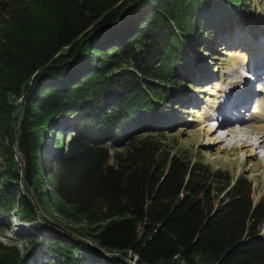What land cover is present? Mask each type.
<instances>
[{"label":"trees","instance_id":"trees-1","mask_svg":"<svg viewBox=\"0 0 264 264\" xmlns=\"http://www.w3.org/2000/svg\"><path fill=\"white\" fill-rule=\"evenodd\" d=\"M263 7L0 0V215L28 226L0 264H264V193L153 140L195 89L192 54L260 32Z\"/></svg>","mask_w":264,"mask_h":264},{"label":"rangeland","instance_id":"rangeland-1","mask_svg":"<svg viewBox=\"0 0 264 264\" xmlns=\"http://www.w3.org/2000/svg\"><path fill=\"white\" fill-rule=\"evenodd\" d=\"M260 29L261 31L255 34L247 26L235 27L232 32L217 36L216 47L212 52L192 54L194 63L200 68L193 81L195 89L190 88L182 94L186 99L183 108L175 117L176 130L153 136L158 145L168 150L181 152L193 158L199 157L216 169L229 170L234 176L240 174L248 176L254 183L255 203L264 193V129L258 130L260 123L252 117L261 110L259 105L264 101V73L253 75L254 79L259 76H262V79L252 90L253 98L238 117L233 116L227 130L214 136L209 129L214 126L212 120L220 116L215 110L217 105L220 107V99L226 92L234 88L236 91L242 86L239 83L242 80L241 57L264 56V19ZM15 103L18 105L17 115L20 119L24 111V100L20 98ZM239 128H242L241 132L238 131ZM222 136H228V139ZM216 137H220L224 142L218 143ZM240 140H244L246 144L239 143ZM18 161H22L20 154ZM23 189L27 192L25 185ZM39 216L37 222L44 224L45 214L42 212ZM45 219L70 238L78 237L74 230L60 220L49 216ZM27 229L28 226L21 223L17 215L8 221L0 215V252L2 249L12 247L22 250L24 244L18 241V236ZM261 234L264 236V227ZM99 253L102 252L99 250ZM39 260L43 262V258ZM128 262L134 264L130 260Z\"/></svg>","mask_w":264,"mask_h":264},{"label":"bare ground","instance_id":"bare-ground-1","mask_svg":"<svg viewBox=\"0 0 264 264\" xmlns=\"http://www.w3.org/2000/svg\"><path fill=\"white\" fill-rule=\"evenodd\" d=\"M240 60L243 66H246L249 63H251L250 68L251 70H253V72L248 74L249 79H246L247 82H244L245 79L241 77L242 80H240L239 83L242 84V86H240L238 90L235 91V88H234V90L226 92L224 94L225 96H223V98L220 99L221 102L224 103V107L223 105L220 107L219 105L216 106L215 110L217 111V113H220V116H218L217 118H214L212 122L215 123L216 120L219 122L222 119H223V122L219 123L217 127L212 126L209 129L213 133L214 136L216 133H221L222 131L227 130V126L231 124V121H233V115L238 117L239 114L242 113V110L245 109L244 107L247 106L251 98H253L252 85L255 86L257 82L258 81L260 82V79H262V76H259L258 78L254 79L253 75L257 73H261V74L264 73V58L262 57L259 58L258 56H255V55L252 57L251 55H246V56L243 55ZM259 106L261 110L257 111L255 115L252 117L260 123V125L258 126V130L264 129V124H262L264 122V101H262V103ZM220 110L222 112H220ZM225 110L231 111V114L228 117L224 116ZM237 112L239 113L237 114ZM241 121H239V123ZM238 131L241 132L242 128H239ZM228 136H226V139H228ZM216 140L218 143L224 142V140L220 139V137H216ZM239 143L244 144V145L246 144L244 140H240ZM259 148H261L260 144H259Z\"/></svg>","mask_w":264,"mask_h":264}]
</instances>
